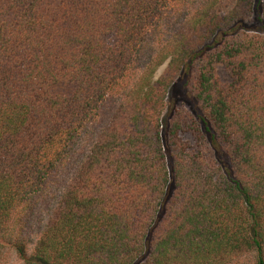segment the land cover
<instances>
[{
	"label": "trees",
	"instance_id": "16d2710c",
	"mask_svg": "<svg viewBox=\"0 0 264 264\" xmlns=\"http://www.w3.org/2000/svg\"><path fill=\"white\" fill-rule=\"evenodd\" d=\"M223 1L0 0V264H264V0Z\"/></svg>",
	"mask_w": 264,
	"mask_h": 264
},
{
	"label": "rangeland",
	"instance_id": "374dc122",
	"mask_svg": "<svg viewBox=\"0 0 264 264\" xmlns=\"http://www.w3.org/2000/svg\"><path fill=\"white\" fill-rule=\"evenodd\" d=\"M232 4L231 0H224L220 5V12L221 14L227 13V11L230 9ZM166 70V66H162L156 73V78L160 77ZM219 75L222 78H225V73L221 68H219ZM73 87L65 84H58L53 87V93L56 95H62V96H68L72 93Z\"/></svg>",
	"mask_w": 264,
	"mask_h": 264
}]
</instances>
